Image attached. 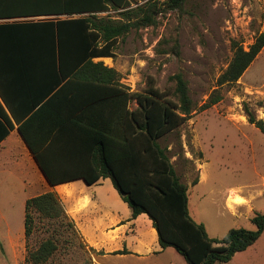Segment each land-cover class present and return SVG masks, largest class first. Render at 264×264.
Here are the masks:
<instances>
[{"label": "trees", "instance_id": "trees-1", "mask_svg": "<svg viewBox=\"0 0 264 264\" xmlns=\"http://www.w3.org/2000/svg\"><path fill=\"white\" fill-rule=\"evenodd\" d=\"M186 1L0 0V20L56 17L0 24V143L17 126L51 186L110 179L132 218L146 214L152 221L163 250L175 249L188 264H225L260 239L264 214L252 219L255 230L234 228L222 239L210 238L204 224L192 218L188 188L160 143L196 110L187 80L180 73L172 77L175 100L152 77L143 92H132L114 68L95 61L114 57L119 39L156 25L161 13L181 9ZM111 11L116 19L101 16ZM263 48L264 34L249 50L233 41L218 85L238 82ZM220 101L214 93L200 110ZM246 112L264 134V121ZM37 221L58 222L77 233L55 191L27 199L28 242ZM57 241L28 246L26 264L48 263Z\"/></svg>", "mask_w": 264, "mask_h": 264}, {"label": "rangeland", "instance_id": "rangeland-1", "mask_svg": "<svg viewBox=\"0 0 264 264\" xmlns=\"http://www.w3.org/2000/svg\"><path fill=\"white\" fill-rule=\"evenodd\" d=\"M101 16L116 19L118 14L111 11ZM260 34H264V0H187L181 9L161 13L156 25L134 29L119 39L114 57L95 60L114 68L132 92H143L152 77L156 87L175 100L172 77L180 73L187 80L196 110L160 143L188 188L192 218L204 224L212 239H222L234 228L255 230L252 219L264 214V198L256 196L264 190V134L249 123L246 112L248 108L257 120L264 121V48L238 82L217 83L232 59V42L238 41L249 50ZM214 93L221 101L200 110ZM3 175L0 172L2 185ZM38 175L43 185L39 192H44L48 186ZM7 184L0 189V264H26L28 246L36 249L48 238L58 239V250L46 264L121 262L117 258L108 262L102 252L85 244L77 229L75 233L58 222L37 221L28 242L24 195ZM238 194L245 208L233 215L228 200ZM115 195L131 217L117 191ZM252 195L256 198L249 212ZM150 223L147 215H141L137 222V231L145 233L147 241L152 239ZM129 260L122 263L188 264L173 248L149 261ZM225 264H264V236L257 248Z\"/></svg>", "mask_w": 264, "mask_h": 264}, {"label": "crops", "instance_id": "crops-1", "mask_svg": "<svg viewBox=\"0 0 264 264\" xmlns=\"http://www.w3.org/2000/svg\"><path fill=\"white\" fill-rule=\"evenodd\" d=\"M55 18L53 16H39L3 19L0 20V24L44 21ZM0 172L5 174L2 179L5 184L8 182L7 186L10 184L17 187L18 192L24 195V206L28 198L49 191L57 192L64 203L67 214L75 222L76 228L85 244L97 253L102 252L103 257L108 262H110L109 259L111 258H117L121 261L116 263L112 261L114 264H127L122 262H131L129 258L135 259L138 262L149 261L155 256L165 254L169 249L163 250L160 247L158 234L153 227L152 221L148 228L152 237L151 241H147L145 233L137 231V222L141 215L136 219H133L132 216L130 217L123 203L116 197L115 192L117 190L110 179L101 180L92 186H88L82 180L55 187L51 186L40 170L17 126L0 143ZM38 174H40L41 178H44L48 186V190L44 192H39L43 189V185L42 182L38 181ZM2 184H0V189L6 187L5 184ZM257 195L259 198H264V190L259 191ZM256 196L252 195L253 200L250 202L249 212L254 209L253 201ZM121 200L123 201V199ZM240 201H242L240 194L229 198L228 206L232 207L233 215H238L243 209L244 206L241 207ZM124 204L127 203L124 202ZM3 219L7 218L3 215ZM263 236L264 233L254 245L244 252L237 253L234 258L245 255L249 250L257 248V244ZM125 249L130 253L115 254ZM149 264L156 263L150 262Z\"/></svg>", "mask_w": 264, "mask_h": 264}, {"label": "water", "instance_id": "water-1", "mask_svg": "<svg viewBox=\"0 0 264 264\" xmlns=\"http://www.w3.org/2000/svg\"><path fill=\"white\" fill-rule=\"evenodd\" d=\"M39 166V165H38ZM40 168V167H39ZM40 170H41V168H40ZM42 171V170H41ZM42 173H43V171H42ZM43 175H44V173H43ZM44 177H45V175H44ZM47 180V179H46ZM49 183V182H48Z\"/></svg>", "mask_w": 264, "mask_h": 264}, {"label": "bare ground", "instance_id": "bare-ground-1", "mask_svg": "<svg viewBox=\"0 0 264 264\" xmlns=\"http://www.w3.org/2000/svg\"><path fill=\"white\" fill-rule=\"evenodd\" d=\"M235 200V199H234ZM241 202V201H240ZM229 204V203H228ZM232 206V205H231Z\"/></svg>", "mask_w": 264, "mask_h": 264}]
</instances>
